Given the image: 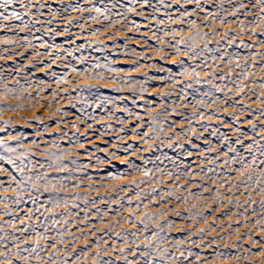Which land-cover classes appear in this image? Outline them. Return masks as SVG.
<instances>
[{
  "label": "rangeland",
  "instance_id": "obj_1",
  "mask_svg": "<svg viewBox=\"0 0 264 264\" xmlns=\"http://www.w3.org/2000/svg\"><path fill=\"white\" fill-rule=\"evenodd\" d=\"M124 1L120 0L122 4ZM93 2L105 5L113 0ZM151 2L155 8L138 6L135 12L143 15L126 13L128 20L122 23H112L121 19L115 15L111 20L103 17L91 20L89 12L73 11L53 17L45 9L41 19H53L54 23L51 26L36 25L40 31L35 35L42 37L32 39V44L37 47L12 46L7 52L0 51V57H8L0 58V106L11 105L16 109L0 112V126L4 121L10 122L8 128L0 132V138L9 141L13 147L19 140L22 144L19 151L30 150V158L37 165L47 166L49 161L42 155L46 152L70 153L63 158L65 164L69 160H76L78 164L91 160V167L82 174L73 171L70 174L74 179L67 182V211L73 216L68 218V224L63 225L61 231L71 228V235L66 234L64 238L69 249L79 251L88 243L87 255L95 256L97 251L105 250L104 243L95 247L97 238L104 233H107L104 239L108 241L104 260L116 259L113 247H134L124 245L112 232L123 235L143 227L137 223L133 228L125 220L135 210L138 202L135 193L139 191L145 194L140 198L143 200L140 217L150 213L161 224L172 222L171 228H163L161 235L167 236V242L162 246L174 251L172 245L183 240L182 250L190 249L195 253L185 264H261V257L252 255L260 250V245L252 241L264 240V231H261L264 228V206L261 205L264 194L253 190L258 188L255 183L249 181L251 188H248L241 182L249 172H252L253 180L264 181V172L251 165L253 156L258 161L264 160V155H260L264 150V118L257 115L264 108L258 100V97L264 99V92L257 87L264 71L259 67H243L253 60L264 62V57L255 55L264 52V43H261L264 36L251 35V31L264 30V21L259 22L261 27L253 24L241 28V22L249 25L253 19L245 14L248 10L242 9L235 16L231 13L241 2L248 3V0H231V3L229 0H206L203 10L213 12L210 18H204L197 7L184 0L181 3L165 0L166 4L171 3L167 8L160 0ZM49 3L61 9L70 3L91 6L85 0H49ZM185 12L189 14L181 20ZM30 19L25 17V20ZM133 21L138 28L133 26ZM47 27H53L55 32L49 34L45 31ZM65 28L68 30L64 31ZM165 32L169 35L165 36ZM5 33L15 39L14 32L8 29L0 31V37ZM197 33L204 39H197L192 47L200 52L207 42L208 48L199 60L189 58L191 52L185 45L179 46L180 52L172 47L175 41L188 40ZM20 43L24 45V41ZM241 44L259 47L248 48ZM4 47L6 45L0 44V49ZM160 48L164 51H159ZM37 52L42 55H36ZM237 58L240 68H236ZM205 60L210 68L204 67ZM95 64L101 67L93 68ZM192 66L200 72L199 82L192 78ZM108 68L114 71H108ZM245 71L249 73V79L241 84L239 74ZM64 77L66 81L61 82ZM125 80L140 83L129 87L123 83ZM189 84L191 87H186ZM236 85L243 86L244 92L237 94ZM141 87L146 91L141 93ZM81 88L85 90L81 92ZM5 89L13 92L6 93ZM253 91L256 96L251 94ZM229 147L235 151H229ZM102 160L106 162L101 163ZM125 160L140 169H147L151 177L127 168ZM2 166L11 171L10 165ZM69 167L74 169L76 165ZM52 175L56 173L53 171ZM110 175L122 178L113 180ZM81 176L83 185L73 187ZM89 176L93 179H87ZM133 181L144 183L136 188ZM236 184L240 187L233 186ZM120 187H125L126 191H119ZM152 188L157 192L147 195ZM60 195L63 197L64 193ZM77 195L82 199L73 200ZM161 195L164 200L160 199ZM4 196L14 198V193L0 191V197ZM84 197L88 198L87 204L83 202ZM118 197H124V200L118 202ZM128 197L132 198L130 205L126 203ZM92 200L96 201L95 206ZM24 201L19 206V219H25L28 209L35 207L27 195ZM40 201L51 208L47 193ZM73 203L79 207L71 208ZM2 209L3 205H0V211ZM65 211L63 207L56 208V219L59 220ZM85 212L90 216L88 221L83 219ZM190 214L193 219H188ZM3 219L10 220L11 217ZM117 222L119 227L115 226ZM29 223H35V216ZM22 226L17 223V227ZM148 227L147 233H140L141 241L144 235L151 236L157 231L152 221L148 222ZM200 229L204 230L203 244L198 248L190 241L199 243ZM5 231L12 232V229L5 227ZM30 233L34 235L31 229ZM47 235L51 237L53 231ZM16 236L24 238L20 232H16ZM73 236L84 238L70 243ZM132 239L136 237H130ZM23 246H31V241L26 240ZM8 247H12L11 243ZM246 248H251L252 252H246ZM140 250H144L143 243ZM41 255L46 256V253ZM237 256L248 258L237 259ZM30 264L37 262L33 259ZM75 264H94V260L81 256ZM117 264H123V261Z\"/></svg>",
  "mask_w": 264,
  "mask_h": 264
},
{
  "label": "snow or ice",
  "instance_id": "obj_2",
  "mask_svg": "<svg viewBox=\"0 0 264 264\" xmlns=\"http://www.w3.org/2000/svg\"><path fill=\"white\" fill-rule=\"evenodd\" d=\"M62 2V0H61ZM104 0H101L103 3ZM177 3H181V0H176ZM190 3H194L198 8L201 7L200 0H189ZM85 3L90 4L91 7H84L82 4L70 3L68 5H64L63 8L59 7H52L49 3V0H0V31L4 29H8V31L14 32L15 39L9 37L7 33L3 37H0V44L6 45L3 49H0L2 52H7L9 47L16 46H31L37 47L36 45L32 44V39H42V37L36 36L35 33L39 32L40 29L36 27V25H48L51 26L54 23L53 19H48L47 21H43L41 18L45 15V9H47L48 13L53 17H60L64 16L65 14H70L73 11L80 12V13H95V15L89 17L91 20H99L101 16H103L104 20H111L112 16H119L121 17L120 20L112 21V23H122L123 21L128 20V16L126 13L135 12V6L139 5L144 8H155L152 4L151 0H128V3L131 7L124 8L123 11L119 9L123 8V4L120 0H113L111 5L105 4L104 7H97L95 6L93 0H85ZM231 3V0H229ZM160 4L164 7H171V3L166 4L165 0H160ZM223 8V5H220ZM19 9H22L19 10ZM115 9V11H113ZM242 9H247L248 11L245 13L246 15L251 16L253 19L249 22V25H245L241 22V28L250 27L251 25L255 24L257 27H261L260 21H264V0H248V3L241 2L239 6L235 8V10L231 13L235 16L237 13L241 12ZM255 11H252V10ZM158 11L159 9H155ZM203 10V9H201ZM136 15H143L141 12H135ZM189 13L185 12L182 14L181 20L183 16H187ZM31 17L30 20H25V17ZM65 18H67L65 16ZM147 18V17H145ZM171 20V16L168 17ZM12 22H19V23H12ZM72 23V21H69ZM163 23V21H160ZM189 23L195 24V21H189ZM134 27H139L136 25L135 22H132ZM83 27V25H81ZM68 29L65 28L64 31ZM46 32L52 34L55 32L53 27H47L45 29ZM29 33L30 35L21 36V33ZM95 34V31L93 32ZM173 35L175 34V30H173ZM155 35V32H154ZM165 36L169 35L168 32L164 33ZM227 35V33H225ZM251 35L253 37L256 36H264V30L257 33L255 31H251ZM197 39H204L201 37L199 33L196 36L189 37L188 40H184L183 38L180 40L175 41L172 44V47L176 52H180V45H185L191 52L190 59L199 60L201 53L208 50L207 42H205L204 48L197 52L192 44ZM24 41V45L20 43V41ZM261 43H264L262 41ZM242 47H259V45H243ZM159 51L163 52L164 49L160 48ZM71 54V53H69ZM36 55H42V53L37 52ZM256 56L264 57V52H256ZM3 59H7L8 57H0ZM161 59H164L162 56ZM221 59H223L221 57ZM101 65L95 64L93 68H99ZM204 67L210 68L207 64V61H204ZM242 67L237 58L236 68ZM245 69L249 67H259L261 71H264V62L255 61L253 60L251 64L245 63L243 65ZM108 71H114V69L108 68ZM235 71V69H231ZM73 71H76L73 69ZM192 78L196 79L199 82L198 78L200 76V72L196 71V67L192 66ZM102 78V77H101ZM215 78V77H214ZM223 78V77H221ZM66 77L62 78V81H66ZM150 79V78H149ZM171 79V78H170ZM239 79L241 80V84L244 80L249 79V73L247 71L239 74ZM147 82V80L145 81ZM124 84H127L129 87L133 86L134 84L140 83L139 81H123ZM173 83L175 80L173 79ZM235 83V81H233ZM87 87V86H86ZM186 87H191V85H187ZM264 92V77L261 78V82L257 85ZM85 88H81V92H83ZM244 87L241 85H236V92L237 94L244 92ZM6 93H12V89H5ZM146 89L141 87L140 92H145ZM253 96H256V93L253 91L251 93ZM207 95V94H206ZM227 95V93H225ZM258 100L260 103L264 104V99L259 98ZM255 102V101H254ZM16 109L11 105L7 106H0V112L4 111H15ZM258 117L264 118V108L260 109L257 113ZM123 123V121H121ZM10 122L4 121L3 126H0V132L5 131ZM75 127V125H73ZM253 131L256 129V125L253 124ZM123 131V129H121ZM239 131V129H237ZM146 135V134H145ZM148 140L145 139V143ZM242 143V142H241ZM256 143H260L257 141ZM22 147L20 141H17V146H11L10 142L5 140L4 138H0V162L2 164H7L11 166V171L8 168H5L0 164V191L8 192L12 191L14 193V198H9L7 196L0 197V205H3L2 211H0V264H30V262L34 259L37 264H75L76 261L81 259V256H84L85 259H93L94 264H117L118 261L122 260L123 264H185V261L189 259V257L195 256L190 249L182 250L181 245L185 243V241L180 240L177 241L175 245H172L174 251H170L169 248L163 247L162 245L167 242V236H162L161 233L163 232V228L172 227V222L169 221L165 224H161L156 220V216L145 213L143 217L139 216V212L142 210L143 200L140 198L143 197L145 194L143 192H136L135 195L138 198V202L136 204L135 210L129 213V217H125V220L135 228L137 223L143 225L141 229L137 232H131L127 234H120L117 232H112V235L115 236L118 240H122L124 245H131L134 247L126 248V247H113L112 252L116 256V259H109L104 260L103 256L107 255L108 249V241L104 239V236H107V233H104L103 236L97 238L95 242V247L99 248L101 243L105 244V250L103 252L97 251L95 256H88L87 252L89 250L88 243H85L84 247L77 251L75 248L69 249L65 244V235H71V228H64L61 231L63 225L68 224V218L73 216L71 211H67L69 209V203L67 199L68 195V183L71 182L74 177L70 174L73 171L77 174L84 173L89 167H91V160L89 159L88 162L83 164H78L76 160H69L67 164L63 162V158L65 156L70 155L68 152L62 153H55V152H46L42 153L47 160L49 161L47 166L45 164L37 165V162L30 158L31 153L30 150H24L23 152L19 151V148ZM53 147H58V145H53ZM131 148V145H129ZM264 148V145H262ZM102 151L104 149H101ZM249 150H252V146L249 145ZM127 151V149L125 150ZM229 151H235L229 147ZM113 156H116L115 153H112ZM260 155H264V150L261 151ZM119 158V157H117ZM97 159H99L97 157ZM106 161H101L104 163ZM110 163V161H108ZM228 163L227 160L224 161ZM236 161H232L235 163ZM243 163V160L240 161ZM127 168L131 169L132 171H140L142 175L151 177V172L147 169H140L137 165L132 163L130 160H125L124 162ZM69 165H76L74 169L70 168ZM251 165L254 166L256 170H260L264 172V168H261V165H264V160L258 161L255 156L251 161ZM244 167H249L248 165H244ZM38 169H44V171H39ZM55 172L56 175L53 176L52 172ZM212 171V169H209ZM61 173H69L68 175L61 176ZM171 175V173L169 174ZM243 175V173H242ZM6 177V179H4ZM110 179L116 180L121 179V176L110 175ZM179 178V177H177ZM87 179L92 180V177H87ZM249 181L255 183L258 188L253 189L254 191L258 190L261 194H264V181L262 180H253L252 172H249L248 175L245 177L244 181L241 183L244 184L245 187L251 188V184ZM144 183L143 181H133V185L136 188H139L140 184ZM7 184V187H5ZM83 185V176L73 184V187L80 188ZM234 187H240V184L233 185ZM91 190V189H89ZM115 191V189L113 190ZM119 191L123 192L126 191L125 187H120ZM207 191V189H205ZM157 190L155 188L150 189L147 195L151 196L152 193H156ZM47 193L49 195V203L51 204V208L47 205H44L40 201V197L44 196ZM64 193L62 197L60 194ZM192 194V193H190ZM25 195L28 196L29 200L33 205L34 208L28 209L25 213V219H19V206L21 203H24ZM169 196L172 195L171 192L168 193ZM194 195V194H192ZM234 195V194H233ZM73 200H81L82 198L77 195L72 198ZM161 200H164V196H160ZM177 199H180L177 197ZM186 199V198H185ZM124 200V197H118L117 201ZM83 202L85 204L88 203V198L84 197ZM104 203L103 200L100 201ZM153 202L155 203V198H153ZM92 205L95 206L96 201H91ZM111 203V201H109ZM126 203L129 205L132 204V198L128 197ZM11 205V206H10ZM261 205L264 206V201H261ZM63 207L66 211L64 214L61 215L60 219L57 220L56 216L57 213L55 212L56 208ZM79 204L73 203L71 208H78ZM122 207V205H121ZM195 207V205H194ZM171 211H175V209H170ZM81 211H84L81 209ZM100 209H97L99 212ZM39 213V215H37ZM78 215V213H77ZM163 215V213H160ZM177 215H180L177 213ZM35 216V223H29L33 220ZM4 217H11V219H3ZM43 217V220H41ZM51 217V220H49ZM131 217H135V219H131ZM194 217L190 214L188 219H193ZM83 219L88 221L90 216L87 212H85ZM152 221L155 223V227L157 231L153 232L151 236L144 235L143 241L140 240V233H147L149 231L148 222ZM23 225L22 227H17V223ZM75 223V222H73ZM119 227V222L115 225ZM5 227H9L12 229V232L5 231ZM30 229L34 233H30ZM37 229H42V231H38ZM49 231H53V235L49 237L47 233ZM82 231V230H81ZM111 232V228H109ZM264 231V228L261 229ZM16 232H20L23 235V239L16 236ZM200 241L199 243L195 240L190 241V243L195 244L196 247H200L203 244V233L204 230L200 229ZM192 234L189 233V236ZM130 237H136V239L130 240ZM83 236L76 237L73 236L72 240L69 241L70 243H74L76 240L83 239ZM251 240V237H249ZM31 241V246L24 247L25 241ZM215 240L212 241L214 243ZM11 243L12 247L9 248L8 245ZM141 243H143V251L140 250ZM253 244L260 245V250L252 252L251 248H246V252H252L253 256L261 257V264H264V240H253ZM65 245L63 248H59L57 245ZM15 249V251H13ZM41 253H46V256H42ZM63 253V255H61ZM177 253L179 255H177ZM217 255H221L217 253ZM132 259H129V257ZM99 258V259H98ZM248 257H240L237 256V259H247Z\"/></svg>",
  "mask_w": 264,
  "mask_h": 264
},
{
  "label": "bare ground",
  "instance_id": "obj_3",
  "mask_svg": "<svg viewBox=\"0 0 264 264\" xmlns=\"http://www.w3.org/2000/svg\"><path fill=\"white\" fill-rule=\"evenodd\" d=\"M206 0H200V4H201V7H197L194 3H190L189 2V0H184V2H186V3H188L189 5H191V6H193V7H197L199 10H200V12L203 14V16H204V18H210L211 16H213V12L212 11H210V10H206V9H204V10H201V9H203V4H204V2H205ZM77 3V2H76ZM78 4H81V3H78ZM107 5H111V3H108ZM95 6H97V7H104V5H102V4H95ZM123 8H121V9H119L120 11H123L124 10V8H128V7H131V5L128 3V0H125L124 1V3H123ZM139 5H137V6H135V8L136 7H138ZM88 7H91V6H88ZM140 7V6H139ZM19 10H21L22 11V9H19ZM113 11H115V9L113 10ZM91 14V16H93V15H95V13H90ZM170 16V15H169ZM168 16V17H169ZM101 17H103V16H101ZM186 22V21H185ZM188 22V21H187ZM12 23H19V22H12ZM186 24V23H185ZM59 79H61V78H59Z\"/></svg>",
  "mask_w": 264,
  "mask_h": 264
}]
</instances>
